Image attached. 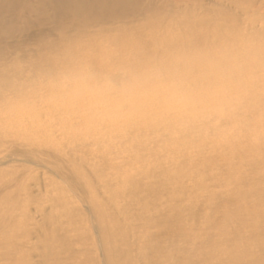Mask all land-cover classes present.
I'll use <instances>...</instances> for the list:
<instances>
[{"label":"bare ground","instance_id":"bare-ground-1","mask_svg":"<svg viewBox=\"0 0 264 264\" xmlns=\"http://www.w3.org/2000/svg\"><path fill=\"white\" fill-rule=\"evenodd\" d=\"M227 1L232 9L264 16V0ZM163 2L164 13H159L155 0H0V87L10 91L30 84L34 86L33 96L39 97L44 69H70L74 65V49L101 34L121 38L117 37L119 32L136 33L128 36L135 45L141 43L152 51L162 45L163 49L175 51L172 52L175 56L165 55L169 59L152 61L149 63L152 65L173 64L189 50L239 49L254 41L237 29L240 24L237 12L226 16L227 25L216 24L224 15L218 1L215 2L218 9L196 5L198 13H187L190 0ZM179 16L184 18L182 22L177 20ZM178 25L182 29L173 31ZM138 26L145 28L144 33L138 32ZM224 41L227 44L223 45ZM118 47L122 50L130 46ZM119 49L103 51L104 56L99 52L98 57L102 58L99 65L142 63L139 52L125 53ZM84 63L98 64L86 60ZM58 91L47 100L58 98L61 95ZM18 102L13 113L28 107L26 99ZM65 104H68L66 118L32 125L37 130L30 140L18 134L24 129L20 124L6 125L4 132L0 131V152L7 153L0 157V167L15 164L6 170L0 168V264H140L139 258L146 260L145 264H156L157 254L139 255L132 247L123 248L132 237L142 245L137 250L159 248L160 241L152 233L146 237L155 238L154 244L143 243L142 234L137 232L149 220L141 214H130L134 209L130 200L140 202L146 197L153 201L146 202L141 210L169 214L165 222H172L175 228L185 227L187 232L194 225L205 224L207 228L199 234L198 241L169 234V228H161L159 233H168L165 237L170 243L161 248L167 262L186 257L185 252L193 248L198 258L212 264H264V244L251 246L247 242L249 231L240 235V230L247 229L243 218L248 206V188L235 183L248 176L245 171L249 167L256 172L255 165L264 163L256 155L251 165L247 154L250 148L258 152L264 141L246 138L248 133L260 134L264 129V124L251 128L248 123L249 117L264 116V94L236 115L209 116L191 123L173 116L150 114L121 124H100L79 106L68 101ZM59 111L64 113L63 108L55 113ZM24 121L22 118L21 122ZM55 124L67 125L70 129L54 131L59 132V141L48 131ZM144 134L149 136L140 141L141 148L151 149L161 141V153L155 154L165 155L164 161L158 163L157 157L151 154L152 160L141 157L139 148L135 152L123 151L127 145L133 149ZM118 161L133 162L137 166L150 161L151 167L141 172L138 166L122 177ZM28 165L41 169V179ZM97 167L109 170L98 174L93 170ZM91 171L94 175L88 176ZM32 180L35 190L28 186ZM260 181L262 185V176ZM137 184L142 186L140 191L128 189ZM162 198L163 203H159ZM236 199L242 201L233 208ZM257 205L260 207L262 203L255 202L254 207ZM126 211L129 214L125 220ZM234 220L242 221L236 233L234 224L214 230L220 221ZM263 223L254 224L255 238L262 236ZM234 239H243V242L233 248L225 246ZM174 240L179 243L173 245ZM186 243L192 246L185 247ZM220 245L224 249L216 252L222 258H216L218 255L213 250ZM240 249L244 251V258L236 262L232 257ZM247 249L261 257H247Z\"/></svg>","mask_w":264,"mask_h":264},{"label":"clouds","instance_id":"clouds-1","mask_svg":"<svg viewBox=\"0 0 264 264\" xmlns=\"http://www.w3.org/2000/svg\"><path fill=\"white\" fill-rule=\"evenodd\" d=\"M61 98L95 122L121 124L146 115L191 123L233 116L264 94V45L194 52L143 70L81 64L54 84Z\"/></svg>","mask_w":264,"mask_h":264},{"label":"rangeland","instance_id":"rangeland-1","mask_svg":"<svg viewBox=\"0 0 264 264\" xmlns=\"http://www.w3.org/2000/svg\"><path fill=\"white\" fill-rule=\"evenodd\" d=\"M164 0H155V7H158L157 12L161 13L163 12V10L161 9V5L164 3ZM218 1L221 6L222 11H224V15H222L221 19L218 18L215 22L217 25L220 26H224L227 25V22L225 21V18H227L229 15H233L236 12V17L239 19V26H238V30H240V32L242 34L245 35H249L250 38H252L253 43L255 44H260V45H264V16L259 15L258 13L254 14L251 12H247V13H243L242 11H237V9H232L233 7H229L231 6L229 4V1L227 0H190L189 2V6L187 8V13H198L199 11L197 10V6L198 5H203L212 9H218V7H216L215 2ZM197 5V6H196ZM163 6V5H162ZM164 13V12H163ZM213 16V15H211ZM227 16V17H226ZM234 16V15H233ZM160 19L163 17L162 15L159 16ZM157 20V19H156ZM159 20V18H158ZM177 20L179 22H182V20H184V18H181L180 16L177 18ZM251 23V24H250ZM44 28V27H43ZM248 28V29H247ZM46 29V27H45ZM138 32H143L142 29H145L142 26H138ZM180 29H182L181 25L176 26L175 30L173 31H179ZM236 29V30H237ZM245 31V32H244ZM134 33V32H133ZM144 33V32H143ZM123 36H120V35ZM119 34H117V37H121V38H112V35H106V34H101V35H97L96 37L88 40V42L86 43L85 46H82L80 48L76 47V49H74V65L69 69H57V70H50V69H44V73H43V80H42V85L43 87L40 90V95L39 97H34V86L30 85V84H26L25 86H16V88L14 90H5L2 89L3 87H0V131L4 132V128H6V125H16V124H20L22 129L18 134H20L22 136L23 139H27L30 140L33 137H35L36 135L33 132H36L37 128L33 127L36 126L39 122H45L48 121L49 119L52 120V118H55L57 120V118H62L68 115L67 113V106L68 104H65L67 102V100L62 99L61 95L58 96V98H56L55 100H51V95L55 94L57 91V88L54 87V84L59 80V78L61 76H63L65 73L71 72L72 70H75L79 65L84 64V61L86 60L87 62H101L100 60L102 59L101 57H98V53L101 52L104 56L103 51H108V52H115L118 51L117 49H119L118 46H130L124 49H119V51L121 52H125V53H138L140 54V61L142 62L140 65H135V66H131V65H108V66H112V67H120V66H126L130 69L133 70H143L149 66H151L152 61H156L157 60H161L162 58H166L165 55H173L175 56L176 54L172 53L175 52L173 49L172 50H167L166 48H162L164 46L160 45L157 50L152 51V48H144L141 43L138 45H135L134 43H132V39L128 38V36H130L128 34V32H119ZM136 34V33H134ZM134 34H132L131 36H133ZM88 37V36H85ZM127 37V38H125ZM158 42V41H157ZM214 42V44H218V41H212ZM110 44L107 46V44ZM132 43V44H131ZM227 44L224 41L225 45ZM107 47H106V46ZM101 46H105V47H101ZM231 47H234V45H229ZM157 47V46H156ZM131 48V49H130ZM144 49V50H143ZM228 49H233V48H229ZM142 50V51H141ZM154 52V53H153ZM194 52H198V51H190L189 52H185V54H191ZM155 57V58H154ZM87 58V59H85ZM156 59V60H155ZM166 59H169L168 57ZM101 63L95 64L93 66H97V67H101V65H99ZM153 65H161V66H170L172 64H153ZM12 73H9V75H11ZM2 78H0V82ZM12 82H14L13 78L10 79ZM59 93V91L57 92ZM57 96V95H55ZM20 99H26L28 107H24V109L22 111H20L19 113H13V109H16V106H18V104L20 102H18ZM49 99V100H47ZM42 101V102H41ZM63 108V111H59L55 113V110H61ZM249 117L248 118V123L250 125L251 128H253L254 126H257L258 124H264V116L263 117ZM22 118L25 119L24 122L22 121ZM66 118V117H65ZM39 120V121H37ZM37 121V122H34ZM33 125V126H32ZM55 127H52L50 129H48V131H52V135L56 138V140L59 141L60 137L58 136L59 132L54 133V131H57L59 129L64 130L65 132L70 131V129L68 128L67 125H60V124H55ZM18 130V129H17ZM166 133V132H165ZM25 136V137H23ZM149 135L144 134L143 136H141L138 140V142L136 143V146L132 149V145L130 146H124L123 147V151L126 150L128 151L129 149H131V151L135 152L138 148L140 149L139 154L142 155L141 157H147L149 158L150 154L154 155L157 157L156 160H159V162L164 161L163 158H165V155H162L160 157H158L155 152H159L161 153L162 150V146L163 143L160 141L159 143L153 144L154 146L149 149V148H141V145L139 144L140 141L147 139ZM245 136V135H243ZM246 138L249 141H253L254 139H262L264 141V129L262 132H260V134H255V133H248L246 135ZM20 139V138H18ZM8 151V150H6ZM125 152V151H124ZM163 153V151H162ZM7 153H2L0 152V157L5 155ZM247 154L249 155V157L251 159H249V163L252 165L255 163L254 160H252V158H254L256 155L257 156H261V159L264 162V146L258 151L256 152L254 148H250L247 151ZM16 155H21L20 153H16ZM161 155V154H160ZM246 155V154H245ZM16 158H20L19 156H13ZM239 157V156H238ZM149 160H152V158H149ZM235 161H237V159H234ZM150 162V161H149ZM145 163L143 165H139L140 167V171L141 172H146L150 169L151 167V163ZM117 164V162H115ZM149 163V164H148ZM118 164L122 166V170L119 171L120 174H122V177H126L131 169L134 168H138L137 164L133 163V162H120L118 161ZM10 165H15V164H8V165H4L1 168V170H6L8 169V167ZM143 166V167H142ZM28 167L30 169H33V171H36L37 173H41V169H38L37 167L33 166V165H28ZM142 167V168H141ZM256 169V172H252V167L248 168V170L245 171V174L247 175L248 172V176L247 177H243L242 180L240 181H236L235 183H241L245 186H247L248 188V206L246 208V213L245 216L243 218V220L245 221V226L247 229L245 230H240V235H243L246 231H249V236L247 239V242H249V244H251V246H253L254 243H256L257 245H263L264 244V223H263V218H264V183H262L261 185V181L260 178L261 176L264 178V163L260 164L257 166V164L254 167ZM258 169V170H257ZM94 172L96 171V173L99 174V172L103 173L106 172V170L108 169H104L102 167H97V169H93ZM162 173H165V171H163ZM94 175L88 172V176L90 175ZM42 176L41 174L39 175V177ZM41 179V177L39 178ZM246 181H248V185L246 184ZM32 183L29 184V188H31V190H35L36 186L35 183H33V180L31 181ZM94 182V181H93ZM24 184H26V181H23ZM234 183V184H235ZM95 184V183H94ZM123 189H126V186L123 185ZM128 189H132L134 191H140L142 189V186L139 184L128 187ZM129 200V199H127ZM162 200H164V198L160 199L159 203L162 202ZM153 201L152 198H148L146 197L145 199L143 198L140 202L139 200H130V203L133 204L134 209L130 212V214L135 213L137 214V216L139 214H141L142 216L146 217L149 220V223L145 226V225H140V227H143L144 229H140L137 230L138 233L142 234L141 238L143 239V243H150V244H154L156 239L155 238H148L146 237V235L152 233L154 235V237L157 238L158 241H160V245L158 249H151V247L149 248H140L139 250H137L140 246H142L141 244H138V240L136 237H132L128 240V243L125 242L124 247L126 248H130L132 247L134 249V251L137 254H143V255H147V256H156L159 255V258H157L156 260V264H212L211 262H208L204 259H200L198 258V253L193 249V248H189L188 252H185L187 254L186 257L182 258L180 257L177 260H172V261H166L164 260L165 257H167L166 253L164 251H161V248H166L167 246L170 245V243L167 240V237H165L168 233L172 234L175 233L178 236H182L185 239H190L191 241L196 240L198 241L199 238V234L201 232L206 231V225L203 224L200 227L198 225H194L193 228H191V230H189L188 232L185 231L183 228H175L173 223L168 221L165 222L166 218L169 214L165 213L162 211V215L157 211L153 210V211H148L145 212L144 209L141 210L142 206L144 204H146V202H151ZM238 201H242L239 199H236V201H233V208L236 207L237 204H239L240 202ZM257 202V204H259L260 202L262 203V206H256L254 207V203ZM163 203V202H162ZM148 204V203H147ZM222 205V204H220ZM129 214V211H126V213L123 214V219L126 220V215ZM137 218V217H136ZM134 218V219H136ZM190 219V218H188ZM171 220H173V218H171ZM215 220H220V218H217ZM241 220H234L230 221L229 223H222L221 221L216 225V232L219 230L220 227H229V225L234 224V233H236V229L239 226V224L241 223ZM258 223H263V226L261 228L260 234L262 235L261 237L259 236V238H255V231H252L254 224ZM124 224H126V221H124ZM163 227H167L170 229V232L165 233V234H160L159 231L161 230V228ZM125 230L127 231H131L130 229L124 227ZM257 235V233H256ZM177 236H175L176 238ZM174 244L176 245L177 243H179V241L174 240ZM240 242H243V239H239L238 241H232L228 244H225V246H230V248H233L234 246H237ZM181 244H179L178 246H180ZM208 245V244H206ZM185 247H190L192 246L189 243L184 244ZM211 247V246H209ZM224 245H220L219 247H214L213 252L215 254L218 255V257L216 258H222V255L217 253L216 250H220V249H224L223 248ZM173 248V247H172ZM229 248V249H230ZM125 249V248H124ZM168 249V248H167ZM199 249V248H198ZM213 249V248H212ZM204 250H206L204 248ZM190 252V253H189ZM237 253H239L237 256L236 254L232 257L234 261H242L241 259L244 258V251L243 249H240L237 251ZM136 254V255H137ZM247 257H251L254 258L256 256L261 257L259 254L254 253L251 249H247ZM137 255V257L139 256ZM258 257V258H259ZM250 259V260H251ZM263 259H264V255H263ZM140 264H145L146 260L144 259H138ZM137 260V261H138ZM202 260V261H200ZM200 261V262H199Z\"/></svg>","mask_w":264,"mask_h":264}]
</instances>
